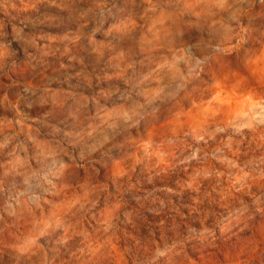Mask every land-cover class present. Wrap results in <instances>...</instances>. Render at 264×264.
<instances>
[{"label":"clouds","instance_id":"obj_1","mask_svg":"<svg viewBox=\"0 0 264 264\" xmlns=\"http://www.w3.org/2000/svg\"><path fill=\"white\" fill-rule=\"evenodd\" d=\"M0 264H264V0H0Z\"/></svg>","mask_w":264,"mask_h":264}]
</instances>
